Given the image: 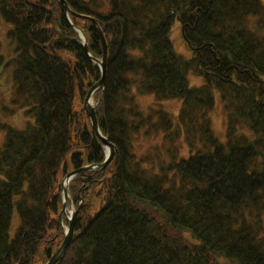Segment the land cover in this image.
I'll use <instances>...</instances> for the list:
<instances>
[{"label":"trees","instance_id":"trees-1","mask_svg":"<svg viewBox=\"0 0 264 264\" xmlns=\"http://www.w3.org/2000/svg\"><path fill=\"white\" fill-rule=\"evenodd\" d=\"M64 1L94 19L105 38L106 79L94 109L101 135L114 146L104 170L69 184L73 206L83 199L72 264H264V2ZM70 20L57 0H0V83L10 92L0 114L21 110L24 120L19 129L0 118V264L49 259L64 239L67 156L72 170L105 159L83 107L74 108L100 71L73 28L84 33L92 58H101L102 45L90 21ZM174 22L191 60L174 52ZM189 73L202 85L189 87ZM216 92L229 128L225 143L210 131ZM148 96L154 104L143 111L138 98ZM172 100L181 103L175 117L159 105ZM237 125L241 131L231 137ZM141 134H158L172 162L157 155L155 170L137 160L132 148ZM179 141L195 154L180 156ZM93 196L102 206L85 219Z\"/></svg>","mask_w":264,"mask_h":264},{"label":"rangeland","instance_id":"rangeland-1","mask_svg":"<svg viewBox=\"0 0 264 264\" xmlns=\"http://www.w3.org/2000/svg\"><path fill=\"white\" fill-rule=\"evenodd\" d=\"M261 1L264 2V0H261ZM4 31H5V27H1V29H0V43H1L2 47L6 48L5 42L3 39L4 38ZM170 39H171V42L173 45L174 52L178 57H180L181 59H183L185 61L192 59V53L181 37L180 27H179V24L177 22H174V24L172 25L171 33H170ZM59 56L65 62L69 61L68 54L66 52H59ZM261 79L264 81V75L261 76ZM187 81H188L189 87H191V88L192 87H198V86L202 85V78L195 76L192 73H189L187 75ZM9 96H10V92L7 90V87L3 83H0V101L3 102L4 99L8 100ZM214 96H215V106L209 115L210 120H211L210 131L214 133V135L216 136V138L220 142L225 143L227 138H228V135H229V132H228L229 128H228V125L226 124V116L224 113L225 110L223 108L222 102L219 100V95L217 92L214 93ZM91 101L93 104L92 106L95 107L97 105L95 98L93 97V99ZM82 103L83 102L78 101V95H76L75 100H74V108L75 109H80V107L82 108ZM138 104L143 111H147V109L150 108L154 104V99L152 96L139 97L138 98ZM159 105L161 106V108L163 110L168 112L169 115L173 116V117H175L178 114V111L181 107V103L179 100H172L169 102L161 103ZM159 105H156V108H158ZM15 111L16 112L13 113L12 115L0 114V118H1V121L3 123H6V124H8L14 128L20 129L23 125L22 122L24 121L23 116H22V111L21 110H15ZM4 116H7L8 118L5 119ZM240 131H241L240 125L239 126L237 125L235 127V129H233V132L230 136L234 137ZM3 140H4V134H3V132H0V148H1V145L3 143ZM169 149H171L169 144H165L164 147L162 146V142H161L160 136L158 134H157V136L151 135L149 137H145L143 134H141V135H138V137L133 142L132 154L135 155V158L137 160L146 159L150 162H153L152 166L156 170V167H155L156 165H154V164H156V162H154V160H155L157 155H160V157H163L161 159L165 163L172 162L173 156H171V154L168 152ZM178 152H179V155L182 156L183 158H188L189 156L195 154L196 149H195V147L190 148L189 145H186V144H184V142L179 141L178 142ZM69 158L70 157L67 156V159H66L67 172L68 173L73 171L72 167L69 164L70 163ZM74 180L75 179H73L72 181H74ZM79 193L81 194L80 191H79ZM69 197H71V196L69 195ZM62 203H63V197H62ZM101 206H102V201L100 200V197L93 196L92 206H91L89 212L85 215V219H91L92 217H94L97 214V212L100 210ZM73 210H75L74 206L70 204L69 200H67L65 215L62 216L63 217L62 218L63 222L61 224L62 227H67V221L64 217L66 216L68 219H70L71 214L73 213ZM18 224H19L18 217L15 214L13 216V219L11 222V227L9 230V236L10 237H12V235L14 234V230L16 229ZM40 260H41V262H43V264L46 262V259H44V257L41 258ZM72 260H73L72 249H71V247H69V249L65 253V256L60 260L59 264H72L73 263ZM32 264H41V263L38 260H34Z\"/></svg>","mask_w":264,"mask_h":264},{"label":"water","instance_id":"water-1","mask_svg":"<svg viewBox=\"0 0 264 264\" xmlns=\"http://www.w3.org/2000/svg\"><path fill=\"white\" fill-rule=\"evenodd\" d=\"M59 2V4L62 7L63 13L65 15L66 18H68V15H71L73 17H77L80 19H85L87 21H90L95 29V32L97 33L101 45H102V57L101 60H97L92 58L89 53H88V47H87V41L86 38L84 36V34L79 31L78 29H75L79 34L80 37L83 40V48H84V52L87 55L88 59L96 64L100 70V80L93 85L87 92L85 99L83 101V109L84 112L86 113L89 121H90V125H91V132L92 135L94 136V138L98 139L101 144L106 147L107 149V154L105 155V160L104 162L95 167V166H85L79 170H75L71 173H69L68 175L65 176L64 180L62 181V195H63V203H62V210L59 214V220L61 221L62 216L65 215V209L67 206V200H69L70 204H71V199L69 197V192H68V186H66L68 184V182L75 177L76 175H82L86 172H90L94 169H99V170H104L108 164L111 162L113 156H114V148L113 146L107 141L106 138H104L101 133L99 132V127H98V123H97V119H96V114H95V110L94 107L90 104L91 99L93 94L99 90L102 89L105 85V79H106V60H107V45H106V41L105 38L103 37V34L100 30V28L98 27L97 23L95 22L94 19L92 18H88V17H82V16H77L76 14H74L69 6L67 5V3L64 0H57ZM80 194V193H79ZM78 194V195H79ZM82 199V198H81ZM81 204L78 206V208L76 210H73V213L71 214L70 219L67 218V229L64 232V239L62 244L60 245V247L58 248V250L54 253V255L48 260V262L46 264H59L60 260L63 258V256L65 255V253L67 252V250L70 247L72 238H73V234L75 231V224H76V219L77 216L81 210L82 207V200H80ZM72 205V204H71Z\"/></svg>","mask_w":264,"mask_h":264},{"label":"bare ground","instance_id":"bare-ground-1","mask_svg":"<svg viewBox=\"0 0 264 264\" xmlns=\"http://www.w3.org/2000/svg\"><path fill=\"white\" fill-rule=\"evenodd\" d=\"M112 145V144H111ZM113 146V145H112ZM113 148H114V146H113ZM104 154L106 155L107 154V149H106V147L104 148ZM84 189H85V184L83 183L82 184V186L80 187V189H79V191L80 192H84ZM79 200H82V202H83V199H81V198H79ZM72 202V201H71Z\"/></svg>","mask_w":264,"mask_h":264}]
</instances>
